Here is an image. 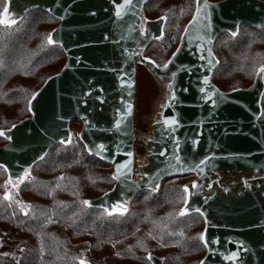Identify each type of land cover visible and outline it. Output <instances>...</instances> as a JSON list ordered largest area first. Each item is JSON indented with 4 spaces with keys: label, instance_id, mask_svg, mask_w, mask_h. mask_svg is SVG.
Here are the masks:
<instances>
[{
    "label": "water",
    "instance_id": "1",
    "mask_svg": "<svg viewBox=\"0 0 264 264\" xmlns=\"http://www.w3.org/2000/svg\"><path fill=\"white\" fill-rule=\"evenodd\" d=\"M147 2L133 0V11L118 19L113 0H4L17 23L36 9L57 18L58 23L51 31L57 41L54 45L61 47L66 56L62 67L45 79L33 93L35 97L32 94L29 98V114L0 129L11 136V140L1 137L6 141L0 146V165L7 168L6 180L10 175L15 180L27 170L28 176L13 190L19 191L49 149L62 144L61 141H70L62 145L71 143L70 126L77 119L81 122L77 132L80 142L84 148L85 145L92 148V156L112 166L111 177L117 162L131 161L130 177L123 183L113 180V186L103 194L85 199L91 202L87 209L103 210L104 206L126 201L129 210L140 192H157L168 178L191 175L182 185V189L188 185L190 191L186 215L202 212V233L209 242L218 241L209 243L211 253L205 248L201 257L204 264H264V121H260L264 77L255 74L250 85L229 91L212 81L219 64L214 53L216 42L226 33H238L243 24L264 31V0H208L213 6L209 9L212 43L204 47L211 48L214 57L210 71L207 61L199 59L201 55L207 56V52L188 44L186 37L181 41L192 16L165 61H172L168 69H163V64L155 67L145 59L155 61L144 52L148 45L163 39L166 23V19H160L166 18L165 14L146 17ZM141 27L145 35L140 34ZM177 47L181 51L173 57ZM172 71L177 73L175 78L171 77ZM205 75L225 96L215 107L211 102L205 103L199 92ZM169 81L174 85L178 102L162 108ZM127 104L131 105L130 114L121 131H116L114 122L124 114ZM166 118L177 119L179 127L165 132L162 122ZM171 137L180 140L178 154L185 165L194 166L205 156L215 159L202 166L203 174L187 167L181 171L180 165L168 168L174 151ZM193 140L198 143L193 145ZM100 143L108 150L96 155L93 145ZM165 146L168 151L160 157L158 153ZM85 151L89 153L86 148ZM129 151L132 157L126 155ZM161 169L167 171L160 173ZM194 181L198 187L193 190ZM153 185L159 188L153 190ZM196 208L200 212L194 211ZM233 251L238 252L237 259L223 258ZM149 253L151 261L147 259ZM149 253L146 255L149 264H164L162 257ZM85 260L87 264H101ZM0 264H19V256L12 250H0Z\"/></svg>",
    "mask_w": 264,
    "mask_h": 264
},
{
    "label": "trees",
    "instance_id": "2",
    "mask_svg": "<svg viewBox=\"0 0 264 264\" xmlns=\"http://www.w3.org/2000/svg\"><path fill=\"white\" fill-rule=\"evenodd\" d=\"M3 6L0 0V12ZM144 7L147 18L166 15L163 39L144 52L164 64L195 10L194 2L148 0ZM57 23V18L36 9L12 27L0 25V129L29 114L31 95L64 64L61 47L45 40ZM175 23L178 32L172 41ZM214 53L219 64L212 81L224 91L245 88L254 79V69L264 65V31L243 24L236 36L222 35ZM261 115L264 121V94ZM72 124L81 126L77 119ZM5 142L0 137V146ZM111 172L112 166L87 153L77 138L49 149L19 191L12 190V200L4 201L6 171L0 167V237L13 236L19 264H79L86 252L107 264H149V252L162 257L164 264H199L205 253L199 240L203 217L176 215L183 205L184 178L191 175L168 178L157 192L136 195L125 215L108 216L101 209H87L82 201L110 189ZM23 204L31 207L21 211ZM49 218L54 222L46 223Z\"/></svg>",
    "mask_w": 264,
    "mask_h": 264
},
{
    "label": "snow or ice",
    "instance_id": "3",
    "mask_svg": "<svg viewBox=\"0 0 264 264\" xmlns=\"http://www.w3.org/2000/svg\"><path fill=\"white\" fill-rule=\"evenodd\" d=\"M193 2H194L195 10L192 13V19L190 21V27H185V29H184L185 35L181 36V41L183 42L185 40V37H186L188 44H195V48L198 51H202V52L206 51L207 52V56L201 55L199 57V59L202 61H204V60L207 61L208 71H210L212 66H213V63H214V57H213L211 48L205 49L204 46L210 45L212 43V35H211L212 24H211V15H210L209 9L212 8L213 6L208 3V0H193ZM113 4H114V15L118 19H122L124 14H126L128 12H132L134 7H135L133 0H113ZM160 19L165 20L166 18L160 17ZM16 23H17V21L15 19L11 18L10 14H9L8 4L5 3L3 11L0 12V25L11 27L12 25H15ZM140 34L141 35L146 34L145 29L143 27L140 28ZM231 35L236 36L237 32L233 31L231 33ZM45 40H46L47 45H54L57 43V41L53 38L52 32L47 34V36L45 37ZM196 42H199V43H196ZM180 51H181V48L177 47L176 52L173 53V57H175L177 55V53H179ZM145 59L148 60V62L155 67H161V65L156 64L155 61H152V60L148 59L147 57H145ZM170 63H172L171 60L164 63L162 65L163 69H168ZM65 67H67V65ZM254 71L257 75L264 77V65H262L259 68L254 69ZM176 75H177V73L175 71L171 72L172 78H175ZM200 83L202 86L199 87V92L202 94V99L205 101V103L211 102L212 106L215 107L218 103H220L221 101H223L225 99L224 94L219 92L218 89H216L214 86H212L210 84L209 77L207 75H205L203 77V79L200 81ZM122 86H123V81H122ZM127 87H129V88L131 87L130 81L127 82ZM166 87L168 89V95H167L165 103L161 105L162 108L165 106H171L172 104L178 102V97L176 95V92L173 90L174 85L169 81V83H167ZM183 91H187V89H183ZM33 97H35V94H33ZM98 99H99V97H98ZM28 103L30 105L31 101H29ZM130 109H131V105L127 104L126 108L124 110V114L119 115L118 118L115 120L113 126H114L116 131H121L122 125L124 124L126 116L130 114ZM29 111H31V107H29ZM117 111H118V113L120 112L119 109ZM157 123H161V121L157 120ZM162 123L165 126V132H168L169 130L174 131L176 127H179V121L175 118H166L163 120ZM9 131H10V129H9ZM161 135L163 136L164 133H161ZM0 137H4L6 139L11 140V136L7 135L6 132L3 130H0ZM171 139H172L173 144H174V151H173L171 159L168 160V168H174L177 165H180L181 171H183L184 168L187 167V169L189 171L196 170L199 173L203 174L205 172V168L202 166L208 165L210 160L215 159L214 156H205L203 159H200L199 162L196 163L194 166L185 165V161L178 154L179 150L181 149L180 140L178 138H175V137H171ZM66 142H70V141H61L62 144L66 143ZM197 143H198L197 140L192 141L193 145H196ZM93 147H95V149H96V153H95L96 155H101L102 153H104L105 151L108 150L107 146L103 143L95 144V145H93ZM85 148L88 149L90 154L92 153V148H90L88 145H85ZM167 151H168L167 146H165V148H163L161 151H159L158 155L160 157H164L166 155ZM126 155L128 157H132L133 153L129 151L126 153ZM173 161H175V164L173 163ZM0 167H3V165H0ZM211 167H214V165H211ZM5 171H7V168H5ZM165 171H167V169H161L160 173H163ZM130 175H131V161L129 160L126 162H117L115 164V172L113 173L111 179L114 181H120L123 183L124 181H126L130 177ZM27 176H28L27 170H25L24 175L17 177L15 180L10 175L8 180L5 181V191L3 192L2 199L4 201L12 200V198H13V191L12 190L17 189L19 187V184L22 183ZM60 179H63V177H60ZM133 185H135L134 181H133ZM245 185L247 186V181H245ZM9 186H11V187L9 188ZM208 186L211 187V185H208ZM57 187H59V185H57ZM197 187H198L197 183L195 181L192 182L191 189L194 190ZM158 188H159V185H153V190H156ZM225 191H227V189H225ZM48 194L51 195V192H49ZM105 195H107V193ZM189 198H190L189 186L185 185L183 187V196H182V201H183L184 207H181L179 209V211L176 213V215L185 216L188 213L189 209L187 206L189 204ZM17 204H21V202L17 201ZM82 204L85 207L91 206V202L87 201V200L82 201ZM125 205H126V201H118L116 203H113L110 207L104 206L103 211H102V215L106 214L108 216H112L114 213L122 215L123 213L128 211V209ZM29 207H31V206L27 205V204H23L21 207V211H24L25 209H27ZM194 211L200 212V209L196 208V209H194ZM25 215H27V212H25ZM73 215H75V213ZM201 215H203L202 212H201ZM47 222H54V221H51V218H49L46 221V223ZM149 235H151V233H149ZM153 238H155V237H153ZM199 240L203 243V246L205 248H209V243H213V244L218 243V241H216V240H212L209 242L206 239V236L204 233H201L199 235ZM139 243L140 242H138V244ZM140 246L142 247L143 245L140 244ZM42 251H43V249H41V252ZM211 251L212 250L209 248L210 253H211ZM117 255H119V253H117ZM238 255L239 254L237 251H233L230 255L224 256L223 258L226 260H235L238 258ZM147 259L149 261L152 260L150 253L147 256ZM79 264H87V261L81 257V258H79ZM200 264H204V261L202 260L200 262Z\"/></svg>",
    "mask_w": 264,
    "mask_h": 264
},
{
    "label": "rangeland",
    "instance_id": "4",
    "mask_svg": "<svg viewBox=\"0 0 264 264\" xmlns=\"http://www.w3.org/2000/svg\"><path fill=\"white\" fill-rule=\"evenodd\" d=\"M174 25H176V23L172 25L170 31L172 30V28L174 27ZM177 44H178V43H177ZM176 46H177V45H176ZM175 48H176V47H175ZM172 52H173V51H172ZM172 52H171V53H172ZM171 53H170V54H171ZM168 58H169V57H168ZM80 127H81V126H80ZM80 127H78V126L75 125V124H72V125L70 126V128L74 129V130L76 131V133L80 130ZM30 173H31V172H30ZM188 179H189V178H184L185 181H187ZM3 249H4V250H10V251L12 250V251L16 252L17 255L19 256V248H17V245H16V242H15V239L13 238L12 235H10L9 237H8V236H5V235H3V236L0 237V250H3ZM113 252H114V254H116V255H117V253H118L116 249H114ZM116 252H117V253H116ZM83 258H84V259H88V260H96V261L100 262L101 264H102V263L107 264V263L103 262V260L100 259V258H93V257H91L89 252L84 253Z\"/></svg>",
    "mask_w": 264,
    "mask_h": 264
},
{
    "label": "built area",
    "instance_id": "5",
    "mask_svg": "<svg viewBox=\"0 0 264 264\" xmlns=\"http://www.w3.org/2000/svg\"><path fill=\"white\" fill-rule=\"evenodd\" d=\"M177 32H178V25L176 24V25H174V27L172 28V30L170 32V38L172 39V41H174L176 39ZM70 131H71L72 140H76L78 138L76 131L72 128H70ZM102 264H104V263H102Z\"/></svg>",
    "mask_w": 264,
    "mask_h": 264
},
{
    "label": "bare ground",
    "instance_id": "6",
    "mask_svg": "<svg viewBox=\"0 0 264 264\" xmlns=\"http://www.w3.org/2000/svg\"><path fill=\"white\" fill-rule=\"evenodd\" d=\"M100 263V262H99Z\"/></svg>",
    "mask_w": 264,
    "mask_h": 264
}]
</instances>
